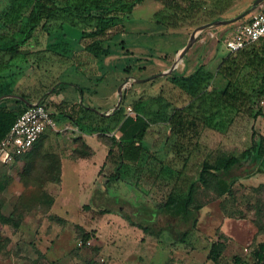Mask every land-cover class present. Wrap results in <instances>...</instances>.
<instances>
[{"label": "rangeland", "instance_id": "1", "mask_svg": "<svg viewBox=\"0 0 264 264\" xmlns=\"http://www.w3.org/2000/svg\"><path fill=\"white\" fill-rule=\"evenodd\" d=\"M239 1L230 0L229 6H242L251 0ZM12 2L0 0V33L10 29V25H4V18ZM163 6L158 0H144L136 5L131 13L124 14L123 20L117 21L114 37L103 42L98 52L78 42L79 31H73L64 40L47 38L44 32H39L33 39L39 40V45L27 54L17 58H11L9 53L0 54V96L23 93L36 101L62 84L71 69L85 68L84 72L89 73L97 57L108 56L111 62H118L117 67L125 69L124 76L116 79L121 83L117 87H121L118 97L119 104H124L123 114L126 116V108L131 106L129 116L154 125L166 123L177 106H187L196 98L188 90V79L198 71L208 74L200 86L202 90L220 91L228 83L218 71L222 60L231 54L224 39L243 21L232 25L215 23L202 30L176 64L177 50L190 43L194 29L211 21L178 26L171 12H164L158 16L164 20L159 24L156 14ZM259 8L260 5L254 11ZM226 17L227 12L219 19ZM26 20L23 17L19 26H24ZM137 40L148 44L130 49L128 46ZM136 52L138 56L123 59ZM203 57L207 58L206 65L189 73ZM118 60L124 63L120 65ZM116 72L119 73L117 69ZM257 75L256 69L247 66L240 76L255 80ZM261 100L264 94L237 112L226 132L206 127L187 155V162L176 156L165 157L164 167L157 174L139 171L136 164L127 163L121 169V180L110 186L114 197L108 195L104 183L116 170L112 163L110 167L103 166L94 179L96 172L85 170L86 182L80 187L70 175L62 198L58 192L62 153L76 158L91 155L92 151L82 137L70 135L69 139L66 134L69 130L47 131L28 152L0 164V264H263L264 260L255 255L264 243L262 172L237 180L230 194L218 192L214 181L209 186L200 185L196 200L202 208L187 244L172 243L173 238L167 233L162 238L145 234L117 213L142 202L154 206L171 192H184L197 177L204 159H213L221 153L238 154L260 135L264 136ZM1 101L11 109L25 106L16 97ZM98 137L97 145L110 147L116 143L110 132H99ZM133 180L136 183L132 186ZM129 186L139 195L130 194ZM105 208L116 212L103 213ZM88 240L91 244L86 243ZM219 240L225 247L218 260L213 261L209 252Z\"/></svg>", "mask_w": 264, "mask_h": 264}, {"label": "trees", "instance_id": "2", "mask_svg": "<svg viewBox=\"0 0 264 264\" xmlns=\"http://www.w3.org/2000/svg\"><path fill=\"white\" fill-rule=\"evenodd\" d=\"M142 1L144 0H13L4 18V25H10V29L0 33V54L9 53L11 58L27 54L32 47L39 45V40L34 42L33 39L41 31L47 38L55 37L61 40L71 36L73 31H79L78 42L84 48L98 52L103 42L114 37L113 31L117 21L123 20L124 14L131 13ZM158 1L163 3L164 8L156 16L171 12L175 25L178 26L219 20L231 7L230 0ZM23 17L27 18L26 23L19 26ZM158 18L157 23L163 24L164 20ZM87 28L92 29L89 31ZM260 48L258 50L257 46L251 47L253 56L248 55V51H242V48L236 53L230 52L231 54L222 60L218 71L227 78L228 83L220 91L202 90L200 86L208 74L202 70L198 71L199 73L188 79V90L196 96L193 102L187 106H177L167 123L154 125L141 121L139 135H132L126 145L133 157H139L141 153L147 156L146 164L136 165V169L157 174L164 167V158L171 156L187 162V155L195 148L201 132L206 127L226 132L237 112L262 97L264 54L260 52L264 51V44ZM247 66L257 70V79H242L240 75ZM21 95L26 98L23 93ZM195 102L198 103L196 107ZM27 107L25 105L11 109L4 106L0 100V140ZM99 130L109 131V128ZM256 172L264 173L263 135L238 154L221 153L213 159H204L197 177L189 183L184 192H171L154 206L142 202L140 205L126 206V210H119L117 213L145 234L162 238L167 233L173 238L172 243L187 244L192 230L197 227L199 211L202 208L196 200L200 185L209 186L214 181L218 192L222 195L230 194L237 180ZM121 178V168L118 167L115 173L107 178V183L111 185ZM102 211L112 213L115 210L105 208ZM224 247L225 244L221 240L214 242L208 257L217 261ZM263 252L264 243L261 245V251L255 252L258 259L264 260Z\"/></svg>", "mask_w": 264, "mask_h": 264}, {"label": "crops", "instance_id": "3", "mask_svg": "<svg viewBox=\"0 0 264 264\" xmlns=\"http://www.w3.org/2000/svg\"><path fill=\"white\" fill-rule=\"evenodd\" d=\"M239 5L240 4H232L230 10L227 12L226 18L238 14L239 11L237 10L240 9V11H242L243 7H248L247 13L243 16L245 20H248L251 13L257 7V5L253 6V4ZM243 18L241 20L245 21ZM147 44L148 43H145V45H143L141 40H137L133 46L129 45L128 47L137 50L147 46ZM263 44L264 39H260L247 45L242 51H248V55L253 56L251 47L257 46L258 50H260V46ZM260 54H264V52H260ZM133 56H138L137 52L135 54L131 53V55H127L123 59L127 60ZM124 60L123 62L118 60L120 65H122L121 63H124ZM206 62L207 58L203 57V59L192 66L193 69H191L192 71L189 73H194L196 69L206 65ZM95 63V67L93 66V70L89 73L84 72L85 68L80 70L71 69L67 72V79H65L62 84L51 88L49 90L50 93H48L46 97H44V95L40 97H43V102L54 111L57 118L55 128H49L44 133L51 129L60 131L69 130L66 132L69 139L72 135L74 137H82L92 151L91 155H83L76 158L71 157L70 154L62 153L61 183L58 191L61 193L62 198L64 195L62 192L63 187L67 185L66 183L70 175L74 176L76 184L80 187L86 182L84 180L85 170L95 171L96 174L93 177L94 179L97 177L103 166L110 167L112 163L114 164V169H117L118 167L122 169L127 163L144 166L147 162V156H145L144 153H141L139 157H133L132 153L127 150L128 147L126 146L132 135H139L140 130H138V128L143 120L135 116H125L122 111L124 104H119L120 100L118 94L120 87L118 88L117 86L120 82H116V79L118 76H124L123 73L125 71L123 70L125 69L121 66L117 67L116 65L118 62L114 60L111 62L108 56L97 57ZM116 69L119 73L116 72ZM113 104L115 105L113 106ZM105 127H108L109 131L99 130V128ZM99 132H110L116 141L114 146L110 145L109 147L108 144H104V146L97 145L99 142ZM138 143L139 141L136 139V144ZM71 149L73 148H70L69 153L72 152ZM107 178L104 183L108 195L111 196V190L109 191L110 186H113L117 181L109 185L107 183ZM91 182H93V180ZM135 183L136 180H133V182H131L132 186ZM132 186H129L128 191L130 194H134L135 192V189ZM135 194L139 195L136 192Z\"/></svg>", "mask_w": 264, "mask_h": 264}, {"label": "built area", "instance_id": "4", "mask_svg": "<svg viewBox=\"0 0 264 264\" xmlns=\"http://www.w3.org/2000/svg\"><path fill=\"white\" fill-rule=\"evenodd\" d=\"M260 39H264V2L248 20L240 22L228 32L224 43L230 52L236 53ZM261 102L264 103V100ZM126 113L128 116L132 114L131 106L126 108ZM56 119L54 111L45 102L28 106L0 140V164L12 162L28 152L47 129L55 128ZM86 243L91 244V240Z\"/></svg>", "mask_w": 264, "mask_h": 264}, {"label": "water", "instance_id": "5", "mask_svg": "<svg viewBox=\"0 0 264 264\" xmlns=\"http://www.w3.org/2000/svg\"><path fill=\"white\" fill-rule=\"evenodd\" d=\"M262 2H264V0H253L249 4H251V5L253 4V6H256V5L259 6ZM247 11H248V7H246L244 10L240 11L238 14H236V15H234L232 17L224 18V19H219V20H214V21L207 22V23H204V24L199 25L192 32L191 39L189 41L190 42V47L192 45V42L196 38V36L202 30H204V29H206V28L214 25L215 23H219V24H222V25H232V24H235V23L239 22V20L242 19V17L247 13ZM167 73H168V71H165V74H167ZM5 97H16L18 99H21L26 106H33V105H38L40 103H43L42 98H39L38 100L34 101V100L27 99V98L23 97L22 95H18V94H15V93L3 94V95L0 96V100H2Z\"/></svg>", "mask_w": 264, "mask_h": 264}, {"label": "bare ground", "instance_id": "6", "mask_svg": "<svg viewBox=\"0 0 264 264\" xmlns=\"http://www.w3.org/2000/svg\"><path fill=\"white\" fill-rule=\"evenodd\" d=\"M189 47H190V43L186 47L177 50V53H176L177 62H176V64L183 58L184 54L187 52ZM120 89H121V87H120Z\"/></svg>", "mask_w": 264, "mask_h": 264}]
</instances>
